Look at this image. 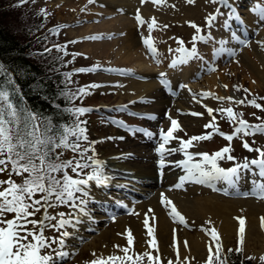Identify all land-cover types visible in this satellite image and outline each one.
Instances as JSON below:
<instances>
[{"label":"rangeland","instance_id":"374dc122","mask_svg":"<svg viewBox=\"0 0 264 264\" xmlns=\"http://www.w3.org/2000/svg\"><path fill=\"white\" fill-rule=\"evenodd\" d=\"M9 1L11 4H14V0H5ZM72 3L66 4V3H59L58 0H27L25 3H21V0H17L19 3V7L27 11H35L34 15L40 19V25L41 29L40 32L42 35H45L47 39L43 43V45H46V48H51L55 54L60 58L62 61L64 71L66 73H71V76H68V81L70 83V91L72 90V97L70 100L69 108L71 109L73 106V109L75 108H88L91 109V111L84 113V114H76L74 113V118L76 122L83 121L85 123L81 124V127H85L87 129L86 135L88 136V141H81V145L84 148H94L95 153L92 151H89L86 153V155H95V158L98 160L103 161V167H102V173H106V171H109L111 166H109L108 162L110 159H108L109 156H111L112 152L115 153H128L127 161L128 163H132V160H140V157H137L133 155L132 153H129V151H132L131 149L138 148L146 152H151L155 146L157 145V140L161 139L160 133L163 130L164 133H167L168 129L171 127V119H169L170 114L169 111L171 110L172 106L171 104L175 103L176 101H179V89L181 88L182 84L191 82L192 84L198 83L203 84L204 77L216 74L219 71L220 67L225 68L222 73L224 77V81L229 83V93L231 95H236L238 98H236L235 101H238L241 98H245L243 104H237L232 101H228L227 99L216 101L220 104L216 109H226V108H233L234 112L237 114L242 113L243 116L242 119L246 120L248 123L253 124H261L264 123V110L258 109L253 107L248 103L249 100H255L257 103L264 106V79L258 77L260 76V72L254 73L251 68H254V66L257 64L259 66L264 67V55L262 56L261 48L256 45L255 36L254 33H252L251 36H248L247 40L239 45H235L236 48L229 52V49L226 48V45L221 44L217 38H219V27H221V23H224V20L222 22L221 18L225 16V11L223 9L217 11V3H213L210 1H205V4H202L200 0H197L195 10L190 8V5L186 2L188 0H182V3H178L177 5H173V7H170V10H166V8L162 4H158L156 7V3H153L152 0H144V5L142 6V9L144 11L152 12L154 11L155 14L158 12V15L161 16L160 19L155 18L154 16L147 14L144 17L143 23L140 24L138 28L134 31V37H142V36H151L152 42L154 43V46L157 49V54L154 58L149 57L148 49L144 46L143 42H138L136 40V43H139V45L133 46V53L135 58L144 57L146 59H151L153 62L154 69H160L163 70V67L165 68L166 75L161 76L160 71L157 73L155 72L151 74L144 75L141 72H138L135 68H133L130 63L125 60L122 63L118 62L119 57L116 55L115 51L118 52H125V37L123 35V31H117L113 33L103 34V32L98 34V32L93 31L95 27H92V29H89L88 27L90 25L94 24H100L105 23L106 25L108 23H111V21L123 17H126V20H130V27L134 26V21L132 20L131 14L133 15L134 8L138 9V12L141 14V3L142 1L138 0H132L133 2V10L132 12L124 13L121 10L117 9H111L108 8L107 10L106 5L102 4V8H106L107 11H115V12H104L103 15H98L95 18H85V14L92 13L89 11L87 6H89V0H71ZM88 1V2H87ZM99 2V1H98ZM98 2H92L91 4L95 7H97ZM164 5H167L166 0H164ZM244 4L243 8L245 7L247 11L254 13L256 15V18H258V14L262 13L261 9L264 7V0H245L242 1ZM85 4V5H84ZM96 4V5H94ZM199 4V7H198ZM261 4V5H260ZM256 5H260L257 7ZM189 6V7H188ZM180 7V8H177ZM255 7L257 10L252 11ZM19 8V9H20ZM150 8V9H149ZM174 9V10H173ZM182 13H181V11ZM95 11L100 12L99 9H96ZM179 15H176L178 13ZM239 11L241 12V15H243V11L241 8H239ZM167 12V13H166ZM173 12V13H171ZM209 12V14H208ZM111 13V14H110ZM113 13V14H112ZM161 13V14H160ZM216 13V16H218L212 23L209 25L208 23V17L214 16ZM110 14V15H109ZM89 15V14H87ZM108 15V16H105ZM172 15V16H171ZM245 15V13H244ZM100 16V17H99ZM229 14L226 13V17H228ZM155 18L156 24L154 25L151 32H149L148 24L151 23L152 19ZM94 19H96L94 21ZM145 21V23H144ZM191 23H195L201 31L197 33L196 29L190 26ZM219 26V27H218ZM135 27H137L135 25ZM264 27V21L258 25L256 28L259 32ZM107 28V27H106ZM222 28V27H221ZM244 30H248V26L243 28ZM254 29V30H256ZM92 30V31H91ZM249 30L250 27H249ZM215 31V32H213ZM94 32V33H93ZM96 33V34H95ZM105 33V32H104ZM153 33V34H152ZM216 33V34H215ZM93 34V35H90ZM120 34V35H118ZM201 34H204V36L207 38L203 41L196 40L193 42V36H201ZM254 35V36H253ZM92 37H96L93 39ZM254 37V38H253ZM51 38V39H49ZM234 40V38H233ZM99 42L101 45L96 48H92L90 50V44L93 42ZM113 41H116V43H113ZM179 41H183V45H188L187 48H190V50L195 46L198 56L195 58L190 59L187 64H181V67H179L183 71L184 66H188L192 69L193 75L192 76H186L181 77L179 76V73L181 72H175V76H173V84H178L177 93L174 96H170L169 94L163 92L162 86L157 90V93L155 96H149V97H137L134 100L126 95L124 92L123 86H124V80H131L133 78L135 79H141L138 78V74L143 75V79L151 78V79H157L159 81H162L165 79L167 82H170L171 79L169 78V72L174 71L173 67H170L171 64H169V58L172 56H176V51L179 47L182 45L179 44ZM141 43V44H140ZM223 43V41H222ZM235 43V42H234ZM234 43L232 44L234 47ZM89 44V45H88ZM118 44V45H117ZM59 46V47H57ZM247 48H246V47ZM88 48V50H86ZM246 48L248 51V55L244 56L243 49ZM258 48V49H257ZM233 49V48H232ZM258 51H257V50ZM67 53V54H65ZM176 53V54H175ZM251 58V59H249ZM263 58V60H262ZM208 61V62H207ZM209 61L213 62L214 68H211L210 70L204 71L205 65L209 64ZM263 61V62H262ZM207 62V63H206ZM104 64V66H103ZM169 64V65H168ZM110 65V66H109ZM95 69V71H86V72H77L76 69ZM110 70V71H109ZM121 70V71H119ZM129 71V76H126V72L123 71ZM191 71V73H192ZM136 72V73H135ZM252 72V73H251ZM157 73V76H155ZM165 73V72H164ZM190 73V74H191ZM116 74V75H115ZM121 74V75H117ZM132 74H134L132 76ZM255 76H254V75ZM124 75V76H122ZM128 75V73H127ZM257 76V77H256ZM256 79H255V78ZM241 81V85L239 87L240 90L235 89V87L232 85L234 80ZM259 79V80H258ZM251 81V82H250ZM253 81V82H252ZM107 82V83H106ZM115 82V83H113ZM180 82V84H179ZM253 83V85H252ZM251 84V85H250ZM90 85H99V87H88ZM168 85V84H167ZM166 86V85H165ZM243 86V87H242ZM252 86V87H251ZM234 87V89L232 88ZM251 87V88H250ZM84 88L86 94H81L79 92V89ZM233 89V90H232ZM244 89H247L248 91L245 92ZM232 90V91H231ZM74 94V96H73ZM240 98V99H239ZM138 102V108L141 110H145L147 112L151 111V114H153V111L156 112L154 116H144V117H133L131 113H128L127 110V104L132 107L131 101ZM74 104V105H73ZM156 107H160V109L155 110ZM164 107V108H163ZM163 110V111H161ZM74 112V110H72ZM173 116H177V118H182L180 115V110L172 109ZM171 112V111H170ZM203 115H200V119L202 121H205L203 123H200L196 126L193 125H181L182 130H177L173 133L176 139H171L170 143L175 144L178 146V148L181 146V140H188L191 137L190 136H201V135H207L211 134V139H205V140H198L193 142V146L198 147L202 150L203 153H215L225 146L231 147L232 151L229 153L234 157V160H228V159H222L218 160L217 163L220 167L224 168L225 170L235 167L237 165H242L245 162H250L252 159L258 158V153L256 151H249L248 149L243 147V142H247L251 148L256 149H264V134L257 133L255 135H244L243 133L238 134L234 139L229 142L224 137L218 134V132L215 130L216 127H218L219 132L231 134V131H234V127L238 126V124H235L234 122H230L227 118V114L224 112H217L214 111L212 113V116H209L208 112L203 110ZM215 117V127L212 128H206L205 125L209 124L212 119V117ZM154 117V118H153ZM259 118V119H258ZM180 119H175L178 123L180 122ZM184 121V120H182ZM120 122H128V123H137L142 125L143 127L146 126L147 132H155V134L159 135V138L155 137H147L143 133V130L139 131L135 129V131L130 132V134L125 133L122 129L120 130L119 125H121ZM209 122V123H208ZM114 123V125H113ZM219 123V124H218ZM135 132V133H134ZM145 137H143V136ZM153 136V135H152ZM138 138L142 139V142L139 141ZM95 141V144H90V142ZM143 145V147H141ZM206 150V151H205ZM170 154V153H169ZM173 155L169 156V162H173L176 160L179 156L178 149L175 153H172ZM74 154L69 151H64V159L71 158ZM228 155V154H226ZM103 159V160H102ZM140 163H143V161H140ZM155 164V163H154ZM143 165V164H140ZM109 166V167H108ZM153 166V165H152ZM255 171H254V170ZM259 168H256L255 165H250L248 169L241 168L238 172V178H232L235 183H232L233 185H239L244 183V187H238L241 188L239 191L236 192L240 193L238 195H225L218 192H213L208 190L207 188L202 186V183H197V191L195 192L194 197L198 199V202H200V206L202 205L203 201H219L223 202V199L228 197H236L243 198V199H249V200H256L260 201L264 205V199H260L258 196H241L243 194H252L256 184L258 183H264V177H261L258 173L260 170ZM205 170H211L210 165H205ZM93 171L92 168L85 169L84 172L81 174V176L88 172ZM69 174L73 176V178H80L81 176L77 177L74 173H71L69 170ZM91 174V173H90ZM89 175V174H87ZM87 175H85L84 179L87 178ZM244 176V181L240 180V177ZM7 173L0 174V179H7ZM19 182V177H13ZM215 182L219 184H224L225 181L223 178L220 179H213ZM212 181V183L214 182ZM157 182V180H156ZM214 182V183H215ZM217 184V185H219ZM230 184L228 181L224 185H219V187L222 191L232 194L234 192H227L226 190L231 189ZM130 187V185H128ZM87 190H90L91 192H98L96 188H93L92 185L86 186ZM215 188V187H214ZM235 188V186H234ZM108 190L107 194H118V191L112 188L106 189ZM245 192V193H243ZM93 193H89V195H94ZM152 193L149 197L144 195H136V203H147L148 200L152 199ZM222 194V195H221ZM240 195V196H239ZM124 197L127 198V196H122L121 199H124ZM144 197L145 199H141ZM137 198L139 201H137ZM132 200V198H130ZM186 204L189 207L190 210H192L195 206L197 201H194V198L192 197H186ZM191 199V200H190ZM216 199V200H215ZM95 205L90 204L89 211H91V217H96V215H101L105 212L106 207L105 203L102 204V201H96L94 202ZM114 200L107 201L106 204L114 205ZM181 205L183 202H180ZM260 207V205H258ZM70 206L68 205H57L56 210L53 211V208H50L48 210V213L50 215L51 212H54V214L59 216V213H65L66 217L67 209ZM249 205H242V208L248 209L250 208ZM97 209L99 211H97ZM133 208L130 210L132 211ZM61 210V211H60ZM94 210V211H93ZM104 211V212H102ZM154 211V209H153ZM238 211V210H236ZM121 215L122 216H130L135 218L133 215V212L128 213L125 208L122 207L121 209ZM40 213L37 214V217ZM150 214H153L150 211ZM43 215V214H42ZM41 215V216H42ZM117 215V214H115ZM34 217V218H37ZM9 219L12 218V215L9 214ZM107 218V217H106ZM195 219L198 220L199 225L203 229L204 224L208 221L206 219L198 218L197 215H195ZM104 221L101 223V230L105 229L107 231V237L110 236L117 231L116 227V220L114 218H108L103 219ZM136 223H138V220H135ZM203 224H201V223ZM134 223V222H133ZM142 228L148 233V229L145 227L144 223L141 222ZM211 229V228H207ZM66 228L61 230H57L56 232L52 231L48 227L45 229V235L46 237H50L51 241H58V237L60 236V233L65 231ZM100 230V231H101ZM200 231V229H199ZM204 231V230H203ZM98 231H93L92 234H97ZM119 237H122L124 234L117 233ZM125 237V235H124ZM208 243L211 244L213 248H215V242L211 240V237L208 236ZM95 239V245L93 246V249L91 248L90 240ZM171 240H173L171 238ZM239 235L238 232H233L230 234L229 237L225 238L224 241L220 238V244H221V253H224L227 249L235 250L237 247H241L239 245ZM172 242V241H170ZM101 246V242L97 237L95 238H89L86 237L84 239H81L76 243V245L73 246V249L69 252V255L63 259H59L56 261V264H91V261L94 259H97L98 257H108L109 255H123L119 254L117 252H108L106 254H102L101 250L99 249ZM174 246L166 241L164 245L161 246V244H158V253L157 251L150 249V252H152L153 255H159L160 257V264H169V261L172 262V264H206L207 256H208V247L204 249V254L202 256L194 255L189 252H186L182 254L179 251V258L177 256V250L178 248L174 247L173 251L169 252H163L161 250H170ZM64 251L63 248L60 247L59 243H51V247L48 248L45 252L52 253L53 256H55V253L58 251ZM242 251L240 252L241 256H248V257H255L253 260H260L259 258L261 256H264V230L259 225H254L252 229L247 234L245 232L244 234V244L242 246ZM95 254V255H93ZM130 255L133 254L132 252L129 253ZM140 264H147V260L145 258L144 261H141Z\"/></svg>","mask_w":264,"mask_h":264},{"label":"snow or ice","instance_id":"6c2138e0","mask_svg":"<svg viewBox=\"0 0 264 264\" xmlns=\"http://www.w3.org/2000/svg\"><path fill=\"white\" fill-rule=\"evenodd\" d=\"M27 0H21L25 3ZM94 0H89V3ZM144 2V0H142ZM153 3L159 4L164 0H152ZM194 0H188V3H193ZM215 2V0H214ZM264 13V9H261ZM139 23L143 20L139 13L136 17ZM215 20V16L208 17V23ZM156 24L155 18L148 24L149 31L153 29ZM190 26L196 29L197 33L201 29L190 22ZM95 39L96 37H92ZM204 36H193V42L196 40H206ZM183 45V41H179ZM144 44L148 51L156 57L157 49L152 42L151 36L144 39ZM59 47V46H57ZM177 51L183 53L179 60H173L170 67H177L178 64L187 63L189 59L198 56V52L193 46L191 50L186 48H178ZM45 52L50 53L51 49L45 48ZM67 54V53H65ZM4 66L0 65V72H3ZM77 72L95 71V69H76ZM110 71V70H109ZM66 76H71V73H66ZM161 76H164L161 73ZM162 84L167 85L166 80L161 81ZM88 87H99V85H90ZM227 87V86H225ZM239 90V88H237ZM15 91V89H14ZM247 92V89H244ZM81 94H86L85 89H79ZM205 96L209 93H205ZM74 96V94H73ZM219 100L227 99L233 100L232 97H216ZM237 104H243L244 100L235 101ZM248 103L255 108L264 110V106L257 103L255 100H249ZM91 111L88 108H76L74 113L84 114ZM214 111L224 112L230 122L238 124L231 134L219 132L218 127L215 130L219 135L231 142L238 134L255 135L257 133L264 134V123L251 125L246 120L242 119V113L237 114L233 108L226 109H212L207 108L209 116H212ZM194 116L203 115L202 113H191ZM154 118V117H153ZM171 119V117H169ZM259 119V118H258ZM83 121L77 122L72 127L61 126L54 124L51 118L42 117L27 108H19L9 100V92L7 90H0V174L7 173V179H0V264H56V261L63 259L69 255L66 251H58L53 256L52 253L45 254L46 250L51 247V243H59L60 247L65 246L64 237L70 235L69 232L63 231L60 233L58 241H51L46 237L45 229L47 227L64 228L65 225L71 223L68 219H63L65 213H59L61 219L57 224H46L45 221L56 220V217L50 216L48 210L57 205H67L71 202L73 208L78 207L75 201L79 200L84 203L76 194L82 193L87 195L86 186L89 181H95L97 185L106 183L108 177H103L102 167L103 161L95 158V155H86L89 151L95 153L94 148H84L81 141H88L86 135L87 129L81 127ZM122 123V122H120ZM206 128L215 127V117L212 121L205 125ZM177 130H182L176 120H171V127L167 133L163 130L160 133L163 143L156 149L160 154L159 164L164 166L163 153L165 144L171 139H176L173 133ZM145 135L151 137L153 134L145 130ZM211 139V134L192 136L188 140H181V149L186 150L192 146L194 141ZM96 142H90L95 144ZM243 147L249 151H256L258 153L257 159H252L250 162H245L242 165L225 170L217 163L218 160L228 159L234 160V157L229 153L232 151L230 145L225 146L221 150L209 154L201 153L203 157V164L210 165L211 170H205L202 164H192L189 167V162L192 156L185 151L188 156L187 161H180L188 170L187 177L180 178V184L175 187H180L186 179H192L196 183H204L205 180L220 179L235 183L233 177H238V172L241 168L248 169L250 165H255L259 168V175L264 177V149H253L245 141ZM69 150L74 155L71 158L64 159V151ZM171 152H176L177 149H171ZM228 154V155H226ZM92 168L91 174L87 178H73L69 174L74 173L77 177L81 176L85 169ZM198 173V175H197ZM19 177V182L13 177ZM253 195L264 199V183L256 184ZM161 203L165 206H170L169 215L174 221L181 224H186L184 216L176 209L175 205L170 200L163 197ZM43 211V215L39 218L38 213ZM151 211V210H150ZM11 214L12 218H7ZM147 216V214H146ZM153 219H155L153 217ZM145 227L148 229V235L152 237L148 241L149 247L158 253V242L154 235V229L149 226V220L145 218L143 221ZM261 227L264 228V218H261ZM211 240L215 242V248L210 244L208 247V256L206 264H224L221 259V244L220 234L213 227L211 229H203ZM245 234V220L239 218V245L235 249L236 252H241L244 244ZM134 237L131 230L127 231V245L122 247L116 245L123 255H109L108 257H98L91 261V264H140L141 261L147 260V264H160L159 255H153L150 251L143 253H135L133 251ZM187 247V242L184 243ZM233 251L232 249L228 250ZM132 252L133 254H129ZM95 255V254H93ZM179 258V250H177ZM249 260L255 257H246ZM260 261L264 264V256H261ZM169 264H172L169 261Z\"/></svg>","mask_w":264,"mask_h":264},{"label":"bare ground","instance_id":"6f19581e","mask_svg":"<svg viewBox=\"0 0 264 264\" xmlns=\"http://www.w3.org/2000/svg\"><path fill=\"white\" fill-rule=\"evenodd\" d=\"M58 1L59 3H66V4L72 3L71 0H58ZM205 1L208 2L211 0H200L202 4H205ZM229 1L232 9H234V3H237L238 9L234 11L235 13L240 12L239 8L242 9L243 15L239 14L238 16L239 18H242L241 22H244L245 27L248 26V30L245 31L252 32L254 29L258 27V25H260L261 22L264 21V13H259L257 15L258 18H256V15L254 13H251L247 11L245 7L243 8L242 6H240L242 5V1L244 0H229ZM95 2H98L96 3L98 4L97 7L93 6L91 3L89 4V6H87V8H89L88 10L91 11L92 13H87L89 15L85 14V18H95L98 15L100 16L103 15V13L105 12L106 13L110 11L115 12L112 10L107 11L109 10L108 8L121 10L123 14L124 13L129 14L128 12L130 11L132 12L133 10L132 0H95ZM166 2L167 5H164L163 2L160 3L166 8V10H170V7L171 8L173 7L172 4L174 5H177L178 3L183 4L182 0H166ZM196 2L197 0H194L193 3H188V2L186 3H188L190 5V8L193 10L196 6ZM102 4L106 5L107 10L106 8H102L103 7ZM140 5L142 9L144 2L141 3ZM157 6L158 4H156V7ZM96 9H99L100 12L95 11ZM154 11L152 10V12L149 11L147 12L142 9L141 14L143 16L150 14L155 18L160 19L161 16L158 15V12H156L157 14H155ZM176 15H179V11L178 13L175 14V16ZM220 22H222V20ZM92 27H95L93 31L98 32V34L100 35L102 32L103 34H108L117 31H123V35L126 38L124 42L125 52L115 51L116 55L119 57L118 62L122 63L123 61L127 60L133 68H135L138 72L143 73L144 75L151 74L155 72V70L157 73L161 71L160 69H154L155 66L152 65L153 62L156 61L155 58L153 62L151 59H146L144 55L143 57L135 58L133 53V46H135L136 44L139 45V43H136V40L138 42L139 37L138 38L134 37V31L136 27L135 26L130 27V20H126V17L117 18L111 21V23H108L107 25L105 23H100V24L90 25L88 28L92 29ZM249 27L251 30H249ZM217 39L221 44L226 45V48L229 50L235 48V46L233 47L232 45L234 42L235 43L238 42L235 41L238 40L237 36L233 34L225 33V31H223L221 27H219V38ZM255 42H256L255 46L257 47L258 45L261 48V52L263 56L264 27L261 31L256 32ZM113 43H116V41H113ZM89 44L91 47L90 50H92V48H96L97 46L99 47L101 45L97 41ZM246 48L243 49L244 54L242 55L244 56L248 55V51L246 50ZM86 50H88V48H86ZM178 66L181 67V64H179ZM178 68L179 67H175L173 68V70L175 69L174 71L169 72L168 75L171 81H173L172 74L175 76V72L181 71L179 73V76L181 77L193 75L192 69L189 68L188 66L182 67L183 71L181 68L177 70ZM224 69L225 68L220 67L218 73L216 74L213 73L211 75L204 77L203 84H198V83L192 84L191 82L189 83L185 82L184 84H182L181 88L179 89V96H180L179 101H176L175 103L171 104L172 106L170 110L171 112L169 111L168 113V114L171 113L170 114L171 119L172 120L175 119L174 117H176V119H180L177 118L178 115L173 116L174 111H172V109L173 110L178 109L180 110L181 113L180 115L182 116L179 122L180 127L181 125L183 126V124L196 126L205 121H202L199 116L191 115V113H202L203 110L207 111V108H212L215 110L218 107V105H220L216 101L217 99L216 97H225V98L232 97L233 100L231 101L234 102L238 97L236 95H231L229 93L228 89L230 85L229 83L224 81V77L222 75L223 71H225ZM251 69L254 73L257 74L258 72L261 73L260 76H258L260 80L261 78L264 79V67L256 64L254 68ZM157 73L155 76H157ZM234 81L235 82H233L232 85L235 87V89L239 88L241 85V81H238L236 79ZM124 83H125L123 86L124 92L126 93L127 96H129L133 100L135 98L137 99V97L155 96L157 90L161 87L162 84L161 81L155 78L154 79L133 78L131 80H124ZM234 87L232 88L234 89ZM205 93H209V95L205 96L204 95ZM133 100L131 101L132 107L134 109H137L138 102ZM157 109H160V107L155 108V110ZM154 113L156 112L153 111V114ZM138 139L139 141L142 142L141 138ZM162 143L163 140L158 139L157 145L151 152L143 151L142 148L141 149L134 148L131 149L132 151H129L130 149L126 150L129 153H132L133 155L141 158L140 160L138 159L136 161L132 160L131 164L128 163L127 161L128 153H115V152L111 153V156L108 157V159L110 160L107 161L109 163L108 165L111 166V167L108 166L110 170L106 171L107 174L102 173L103 177H108L106 183L103 185H97V183L94 180L89 181V186L92 185L93 188H96V190H98V192L93 193L90 190H87L86 188V192L88 194L87 195L80 194L78 196L84 202L93 203L94 205H95L94 202L102 201V204L105 203V206H107L106 210L105 212L102 211L104 213H102L101 215H96V217H91L92 213L91 211H88L90 209L88 208L80 209L79 206L73 208L72 206H70L69 209H67V213L65 217V219L71 221L70 224L65 226L66 228L65 231L69 232L70 235L68 237L63 238L65 240V246L63 247L64 251L69 253L73 249V246L76 245V243H78V241L81 239H84L86 237L89 238L97 237V239H99V241L101 242V246L99 249L101 250L102 254H106L108 252H117L119 254H123L115 246L119 245L121 246V248L128 246L127 245L128 230H131L132 235L134 237V243L132 248L135 253H143L145 251H150L151 248L149 247L148 241L151 240L152 237H150L148 233L146 234V232L142 228L143 225H141L140 223V221L143 222L145 218L149 220V226L154 229V235L156 237L158 244H161L162 246L164 245V243H166V241H168L174 247L178 248L182 254L189 252L191 254L198 256H202L204 254V249H206L209 246L208 243L209 239L207 237L206 232L203 231V228L201 226H198L199 223L198 220L195 219V215H197L198 218L208 220V221H204L206 222L204 224L205 227L204 229L214 227L217 230V232L220 234V238L222 241H224L225 238L229 237L231 233L239 231V218H243L245 220V232L247 234L254 225H259L261 227V218H264V205L260 201L243 199V198L237 199L236 197H228L223 199V202L203 201L202 205L200 206V202H198V199L194 197L195 192L198 190L196 186V182H194V180L186 179L180 187H175V185L180 184L181 177L188 176L187 168H185L183 164L178 163L180 161L188 160V156L185 155V151L192 156V159L189 162V167L192 164H202V166L204 167L203 157L202 155H200L203 152L200 148L195 147L193 145L187 148L186 150H180L181 146L178 148L177 145L172 144L169 141L167 144H165V149L163 153L164 166L161 167L159 164L161 157L160 154L157 153L156 149ZM141 147H143V145H141ZM171 149H178L179 156L173 162L168 163L169 156L173 155L172 153H175V152H171L170 151ZM140 161H143V163H140ZM234 178L236 179L238 177H234ZM240 180L244 181V176L240 177ZM210 181L211 182L209 184L212 183V180ZM128 185H130V187H128ZM244 186H245L244 183L239 185H233L231 183L230 184L231 189L229 190H226L225 188L223 189L227 192H237L241 189L238 187H244ZM214 187L217 188L219 187V185L214 183ZM109 188L117 190L118 194H114V193L112 195L107 194L108 190L106 189ZM89 193H93L94 195H89ZM152 193H154L152 195V199L148 200L147 203H136L135 201H132L130 199L135 195H144L149 197ZM162 194L163 197H166L167 200H170L172 204L175 205L176 209L184 216L186 224H181L178 221L173 220L172 216L169 215L170 206L166 207L165 204L161 203ZM122 196H127V198L124 197V199H121ZM186 197H192L194 198V201H197L196 205L195 206L193 205L194 208L192 210L189 209V207L191 206H188L186 204V200H187ZM109 200H114V203H112L114 205H112V207L113 206L116 207L120 205L123 208H128V209L133 208L132 212L135 218L130 217L128 215L122 216L121 214L118 213L116 216H114V219L116 220V227L118 229L116 233L112 235V237L110 236L108 238L107 231L105 229L101 230L100 226L101 223L104 221L102 220L104 217L106 216L110 217L111 214H113L108 210V204H106L107 201ZM137 201H139L138 198ZM181 201L183 202L182 205L180 203ZM249 204L251 206L250 208L241 209L242 205H249ZM258 205H260V207ZM150 210L153 214H150ZM97 211L99 210L97 209ZM153 217L155 219H153ZM135 220H138V223H136ZM262 229L264 230V228ZM93 231H98V232L95 235L92 234ZM117 233L124 234L125 237L124 235L122 237H119ZM171 238L173 240H171ZM94 240L95 239L90 240L92 249L93 246L95 245ZM185 242H187V247L184 246ZM174 247L170 250H166L165 248L164 250L161 251L162 253L173 251Z\"/></svg>","mask_w":264,"mask_h":264},{"label":"trees","instance_id":"16d2710c","mask_svg":"<svg viewBox=\"0 0 264 264\" xmlns=\"http://www.w3.org/2000/svg\"><path fill=\"white\" fill-rule=\"evenodd\" d=\"M14 1L0 0V65L4 66L0 90L9 92L14 106L72 127L77 122L69 108L72 90L62 61L53 50L45 52L47 37L40 32V19L34 15L37 12L24 10ZM228 250L221 253L224 264H262Z\"/></svg>","mask_w":264,"mask_h":264}]
</instances>
